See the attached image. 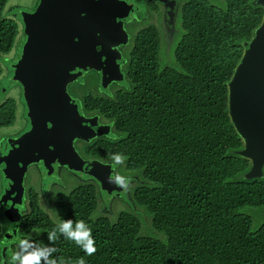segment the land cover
Segmentation results:
<instances>
[{
	"label": "trees",
	"instance_id": "trees-1",
	"mask_svg": "<svg viewBox=\"0 0 264 264\" xmlns=\"http://www.w3.org/2000/svg\"><path fill=\"white\" fill-rule=\"evenodd\" d=\"M8 1L0 0V77L1 61L20 32L18 22L5 15ZM254 1L195 5L186 13V34L172 65L160 64L159 40L146 34L130 58L126 90L108 100L82 97L86 109L114 131L112 139L86 148L88 155L124 156L138 182L131 198L140 212L95 218V188L81 186L59 208V218L83 221L95 253L87 255L58 226L40 219L35 227L42 234L30 243L33 248H56L48 257L56 264H264V222L254 228L247 214L264 210V177H245L249 161L237 155L243 144L228 115L227 84L243 55L242 42L264 16ZM16 104L7 99L0 105V130L15 124ZM148 228L163 237L148 236ZM3 248L1 259L8 261L7 252L15 251Z\"/></svg>",
	"mask_w": 264,
	"mask_h": 264
},
{
	"label": "water",
	"instance_id": "water-1",
	"mask_svg": "<svg viewBox=\"0 0 264 264\" xmlns=\"http://www.w3.org/2000/svg\"><path fill=\"white\" fill-rule=\"evenodd\" d=\"M94 1L41 0L34 13L22 16L26 39L13 65V80L22 85L29 116L34 119L18 149L0 159V170L11 181L15 174L16 180L20 178L27 165L53 158L89 175L110 194V167L96 161L83 163L73 143L109 135L111 127L86 120L68 94V87L89 69L101 73L103 88L123 79L116 65L119 57L112 52L119 37L115 24L108 10ZM254 4L264 9V0ZM242 47L243 55L227 84L228 115L243 144L237 155L249 161L245 177L259 179L264 177V16ZM19 184L22 187L20 180Z\"/></svg>",
	"mask_w": 264,
	"mask_h": 264
},
{
	"label": "flooded vegetation",
	"instance_id": "flooded-vegetation-1",
	"mask_svg": "<svg viewBox=\"0 0 264 264\" xmlns=\"http://www.w3.org/2000/svg\"><path fill=\"white\" fill-rule=\"evenodd\" d=\"M40 1H30L27 6L23 7L18 5L10 6L8 3L6 5L5 11L9 13V17L14 18L17 22H21L24 40L26 39V35L22 16L23 14L34 13ZM97 1H99L98 5L101 8L108 10V18H111L110 22L115 24V33L119 37L116 41L118 44L113 45L112 52L119 57L116 65L123 79L120 81L114 80L106 88H103L101 73L89 69L84 72L82 77L78 78L75 83H72L68 87L69 96L76 101L75 104L78 106L80 114L86 120H95L96 124L101 128L106 126L111 127L109 135L97 136L92 140L77 139L73 143V148L83 163L96 161L97 163L110 167L112 177L119 175L130 179L128 180L127 187H120L118 184L112 185L108 183L109 185H107L111 187L110 194H108L107 191L103 190L101 184L89 175L78 172L68 165L54 162L53 158H46L45 162L43 160L27 165L17 180L16 174L12 177L11 181L10 175L7 176L0 170V174L2 175L0 183V238L2 239L3 247L7 250H14L15 253L19 250L21 254L19 245L21 240H27L28 243H31L41 236V231L35 227L38 219L41 221L46 220L53 226H59L62 223L59 218V208L63 209L66 198L74 195L76 189L81 186L86 187L90 185L94 187L95 194L97 196L99 194L98 204L99 202L104 203L103 206L107 208L105 209L106 211L112 210V208L110 210L109 206L103 202L107 198H110L111 202L126 199L127 205H129V211L133 203L131 198L133 189L130 186L132 184H135V186L138 184L136 177L134 175L125 176L122 174L120 168L124 167L126 169L124 161L120 165L113 166L114 161L111 158L99 159V157L88 155L89 153L86 148L95 146L98 141H102L103 139H112L114 131L108 120L96 111L87 110L86 103H82L81 96L78 97L77 95L81 92L82 97L88 98L93 96L97 99L102 98L108 100L113 99L121 90H126L129 87V82L126 77L132 66L130 58L136 49L138 40L146 34L153 33L154 37L156 35L159 40L158 55L160 57V64H162L163 59H169L165 62V65H172L174 63L176 49L186 34V13L195 5L199 6L201 3H206L217 8H224L225 6L224 0H95L94 2L96 3ZM110 39L114 41L115 37L112 36ZM108 70L110 74H116L114 68H108ZM91 77H93L92 81L94 83L82 84L83 88L79 89V91L74 87L81 80L84 81L86 78ZM111 77L114 76L110 75ZM16 84L21 89L23 96L22 85L20 83ZM16 105L17 117L20 115L23 107L25 122L17 132L3 134L0 137V159L5 157L10 151L15 152L25 135L32 129L31 120L33 117L29 116V109L27 108L25 100L24 103H20V105L17 103ZM15 124L9 128L14 127ZM104 131L106 130L104 129ZM22 137L23 139L20 140ZM65 174L69 176L66 177ZM80 175L86 176L87 180L83 181L81 185L69 187V182H73ZM19 180L22 182V187L19 186ZM122 188L123 190L120 193L115 194L116 191ZM94 214H96V211ZM101 214L102 217H108L106 214L109 213H102L101 211ZM110 218L113 219L115 217ZM26 231H28L27 234L24 233ZM4 264L10 263L4 260ZM15 264H20L19 260H15Z\"/></svg>",
	"mask_w": 264,
	"mask_h": 264
},
{
	"label": "rangeland",
	"instance_id": "rangeland-1",
	"mask_svg": "<svg viewBox=\"0 0 264 264\" xmlns=\"http://www.w3.org/2000/svg\"><path fill=\"white\" fill-rule=\"evenodd\" d=\"M30 1H34V0H9L8 2V5L10 6H13V5H18V6H27L28 3ZM16 11V10H15ZM5 15L9 16V13L5 11ZM18 24H19V27H20V32H19V37L17 39V43L14 47V50L12 51V53L9 55V56H6L2 61V66H3V69H4V73L3 75L0 77V105L7 99H14L16 100L17 103H24L22 102V96H21V89L17 86V84L14 82L13 80V65L15 64V61L16 59L18 58L20 52H21V49L23 47V44L25 42L24 38H23V26L21 24V22L18 21ZM169 59H163V62L162 65L164 66L165 65V62L168 61ZM92 78H86L84 81H80V83L78 84H75L74 87H76V89L79 91V89L83 88L82 87V84H92L94 83L92 81ZM78 97L82 96L81 95V92L79 95H77ZM25 122V116H24V111H23V107L20 111V115L17 117V120H16V124L14 127L12 128H3L0 130V137L3 135V134H8V133H15L19 130V128L24 124ZM91 156H94V157H97L96 155H93L91 154ZM120 171L122 172V174H124L125 176H129V175H134L133 172H129L127 171L124 167L120 168ZM2 175L0 174V183H1V180H2ZM65 176H69L68 174H65ZM135 176V175H134ZM87 180V177L86 176H82L80 175L79 177H76V179H74L73 182H69V187L70 186H75V185H81V183L83 181H86ZM135 184H132L130 186V188H132L134 190V187ZM101 197H104V196H101ZM98 198H99V194H98ZM107 198V197H105ZM119 199V198H118ZM99 201V200H98ZM103 202H105L106 205L109 206L110 210L112 208V212L111 211H106L103 204L101 202H99L98 204V208L96 210V214H94V217L95 218H98L100 217L102 214H101V211L102 213H106L108 212L109 214H106L108 217H115L118 216L121 212H127L128 211V208H129V205H127V201L126 199H122V200H118V201H114V202H111L110 201V198H107L105 199ZM110 202V204H109ZM111 205V207H110ZM102 209V210H101ZM129 211L131 212H140V210L137 208V207H133L131 206V208L129 209ZM247 214H249L253 219H254V228L257 227V226H260L261 224H263L264 222V210L263 211H251V210H248L247 211ZM104 216V215H103ZM109 217V218H110ZM111 219V218H110ZM147 235L149 236H154V238H157V239H161L163 236L160 235V234H157L155 233L152 229L148 228L147 230ZM0 247L3 248V244H2V239L0 238ZM4 250V248H3ZM10 251V250H9ZM17 252H20L19 250ZM2 253L3 251H1L0 249V259L2 258ZM8 253V261L10 264H15V260L12 259V255L15 254L13 252H7Z\"/></svg>",
	"mask_w": 264,
	"mask_h": 264
},
{
	"label": "clouds",
	"instance_id": "clouds-1",
	"mask_svg": "<svg viewBox=\"0 0 264 264\" xmlns=\"http://www.w3.org/2000/svg\"><path fill=\"white\" fill-rule=\"evenodd\" d=\"M111 159L114 161L113 166L120 165L124 160V156L120 153L113 154ZM130 178L124 176H115L110 178V183L118 184L120 187H127L128 180ZM58 230L63 234L64 238L75 242L79 245L82 250L87 255H92L96 251L95 240L92 236L91 229L86 226L83 221H76L75 224L73 220H65L58 226ZM56 238V233H49V239L53 240ZM20 249L24 254L21 255L17 252L12 255L13 260H19L20 264H41V259L43 258L44 264H56V260H49L48 257L50 252L57 251L56 248H33V245L28 243L27 240L20 241ZM33 248L32 251L28 249ZM0 264H4L3 259H0ZM80 264H84V260H80Z\"/></svg>",
	"mask_w": 264,
	"mask_h": 264
}]
</instances>
